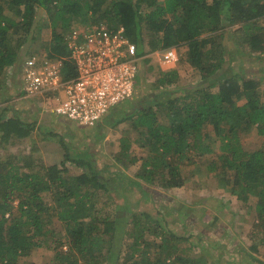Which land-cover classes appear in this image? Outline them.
Here are the masks:
<instances>
[{
	"label": "trees",
	"instance_id": "16d2710c",
	"mask_svg": "<svg viewBox=\"0 0 264 264\" xmlns=\"http://www.w3.org/2000/svg\"><path fill=\"white\" fill-rule=\"evenodd\" d=\"M38 11L50 19L51 39L42 51L49 58L68 55L63 36L74 27H123L137 56L185 47L184 59L200 81L180 88L177 70L160 72L155 86L162 89L159 98L165 95L162 101L147 102L117 118L126 101L95 126L99 139L103 130L128 122L118 162L124 169L136 164L127 153L131 142L147 152L134 179L98 167L89 152H71L60 137L63 155L58 165L34 171L27 161H1L0 264H22L41 240L49 239L56 243L49 264H217L213 246L205 258L179 251L172 240L185 238L165 230L149 214L134 212L135 205L126 200L117 202L127 187L160 198L154 189L147 194L140 182L163 190L181 188L182 168L194 164L191 154L204 156L208 171L225 175L238 201L254 200L253 228L264 235V147H242L243 136L251 131L264 138V75L221 71L229 61L230 29L236 25L244 31L250 55L264 59V0H0V84L14 67L19 69L23 45L36 40ZM65 64L74 75L72 66ZM8 111H0V145L26 137L34 127L14 115L6 119ZM67 164L79 168L80 174L67 175ZM103 196L111 201L109 211H104ZM54 219L62 228L60 236L52 228ZM144 232L160 239L153 252L154 239ZM196 239L202 241L200 235Z\"/></svg>",
	"mask_w": 264,
	"mask_h": 264
},
{
	"label": "rangeland",
	"instance_id": "374dc122",
	"mask_svg": "<svg viewBox=\"0 0 264 264\" xmlns=\"http://www.w3.org/2000/svg\"><path fill=\"white\" fill-rule=\"evenodd\" d=\"M108 2L106 1L105 4ZM37 14L36 40L23 45V58L29 54L44 51L51 39L49 16L41 11H38ZM74 25L78 26L79 23L74 22ZM239 27L236 25L230 29L229 37L232 42L229 46L231 52L229 61L225 60L221 71L250 72L262 76L264 75V59H257L254 55H250L246 41L234 39L235 32L240 29ZM144 31L145 29L142 30V36L147 43L148 35ZM176 49L178 61L168 68L158 65L156 52L161 49L147 52L146 55L152 53L151 57L147 58L149 63L144 62L146 58L141 59L139 79H136L135 91L129 100L131 102L125 105L123 110L116 112L117 118L131 113L147 102L157 103V101L164 99L165 95L162 99L159 98L161 93L158 92L162 89L158 90L155 86L160 72L177 70L180 78L178 87L180 88L198 85L200 74L185 61L186 48L177 47ZM148 67L153 68L149 69ZM6 75V81L0 84V111L6 107L9 109L6 119L14 115L21 123L34 124V127L22 139L12 138L1 143L0 162L27 161L32 168H35L34 171L48 167L51 163L60 164V162L51 159H62L63 150L58 142L60 137L71 152H89L98 167H107L110 171H118L130 179L135 178V174L141 166V160L145 158L147 152L136 143L131 142L127 153L136 158V164L124 169L117 160V158L123 157L120 155V139L124 136L128 122L103 130L105 132L104 137L97 139L94 135L95 127V129H82L71 121L46 114L38 106L39 102L36 98L19 99L23 95L18 86V67H14ZM155 93L157 96L153 98ZM56 97L59 100L63 99L62 93L57 94ZM153 109L159 111L157 106ZM158 116L163 120L164 114L159 113ZM51 117L52 121H49L48 119ZM131 136L134 135L130 134L129 137ZM242 147L246 151L263 148L264 138L255 131H251L243 136ZM191 155L194 164L182 168L184 184L181 188L163 190L140 182L147 194L154 189L161 193L160 198L157 197L156 200H153L152 195H143L139 189L127 187L123 191V195H120L123 199L116 198L117 202L123 203V200H126L130 205H135L131 207L134 208V212L149 214L153 220L158 219L165 230H170L177 237L185 238L184 240H172V243L178 246L179 251L196 253L205 258L210 255L209 248L213 246L218 258L217 264H264V243H260V241H264V235L260 230L253 228L256 217L253 207H250L254 200L244 204L238 201L235 196L231 195L230 181L224 177L225 175L208 171L204 156L199 158L195 154ZM80 172L81 170L75 165L67 164V175H79ZM101 198L103 201H107L104 211H109L110 199L106 196ZM46 203L50 205L49 201ZM213 225L216 226L215 231ZM52 228L60 236L62 228L57 221L53 223ZM143 235L150 240L154 239L151 249L153 252V246L160 240L159 237L153 238L147 232H144ZM197 235L202 237V241H197ZM33 240L39 241L36 238ZM40 243V247H36L28 257L21 259L22 264L50 263L56 243L51 239L41 240ZM192 243H196V245L194 246ZM253 245H256V250L252 249ZM62 250L65 251L66 247Z\"/></svg>",
	"mask_w": 264,
	"mask_h": 264
},
{
	"label": "built area",
	"instance_id": "2783aa9c",
	"mask_svg": "<svg viewBox=\"0 0 264 264\" xmlns=\"http://www.w3.org/2000/svg\"><path fill=\"white\" fill-rule=\"evenodd\" d=\"M63 41L68 55L49 58L43 52L26 56L19 65L18 86L23 96L36 98L46 114L91 129L109 112L131 99L142 58L125 35L123 27L80 26L68 30ZM158 65L169 67L178 61L175 47L156 52ZM69 63L74 75H69ZM69 75V77H68ZM62 93V100L56 97Z\"/></svg>",
	"mask_w": 264,
	"mask_h": 264
},
{
	"label": "crops",
	"instance_id": "0c3cea01",
	"mask_svg": "<svg viewBox=\"0 0 264 264\" xmlns=\"http://www.w3.org/2000/svg\"><path fill=\"white\" fill-rule=\"evenodd\" d=\"M235 37H234V39H236V40H241V39H243V41H245V35H244V31H242L241 29H237V31L235 32ZM232 35H233V33H232ZM129 101V100H128ZM129 102H131V101H129ZM118 107V106H117ZM49 121H52V117L51 118H49L48 119ZM58 121V120H57ZM54 122V121H53ZM51 159H53L52 161H54V160H56V161H58V163L59 162H61V159L60 158H58V159H55V158H51ZM57 163L55 162V163H51V165L50 166H52V165H56ZM58 165V164H57Z\"/></svg>",
	"mask_w": 264,
	"mask_h": 264
},
{
	"label": "clouds",
	"instance_id": "9594fccd",
	"mask_svg": "<svg viewBox=\"0 0 264 264\" xmlns=\"http://www.w3.org/2000/svg\"><path fill=\"white\" fill-rule=\"evenodd\" d=\"M18 71H19V69H18Z\"/></svg>",
	"mask_w": 264,
	"mask_h": 264
}]
</instances>
